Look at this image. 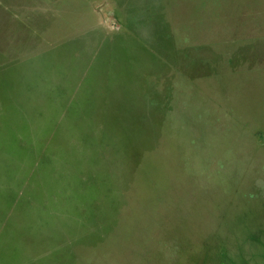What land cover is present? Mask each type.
Masks as SVG:
<instances>
[{"label": "rangeland", "instance_id": "374dc122", "mask_svg": "<svg viewBox=\"0 0 264 264\" xmlns=\"http://www.w3.org/2000/svg\"><path fill=\"white\" fill-rule=\"evenodd\" d=\"M0 264H264V0H0Z\"/></svg>", "mask_w": 264, "mask_h": 264}, {"label": "trees", "instance_id": "16d2710c", "mask_svg": "<svg viewBox=\"0 0 264 264\" xmlns=\"http://www.w3.org/2000/svg\"><path fill=\"white\" fill-rule=\"evenodd\" d=\"M36 158H37V159H36ZM31 160L36 164V162L39 161V157L35 156V158H33V159H31ZM34 163H33V164H34Z\"/></svg>", "mask_w": 264, "mask_h": 264}]
</instances>
